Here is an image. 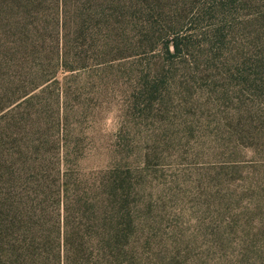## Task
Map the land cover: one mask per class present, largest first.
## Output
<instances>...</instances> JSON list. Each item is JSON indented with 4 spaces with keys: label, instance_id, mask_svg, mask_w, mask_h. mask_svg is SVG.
<instances>
[{
    "label": "rangeland",
    "instance_id": "rangeland-1",
    "mask_svg": "<svg viewBox=\"0 0 264 264\" xmlns=\"http://www.w3.org/2000/svg\"><path fill=\"white\" fill-rule=\"evenodd\" d=\"M235 15L219 40L226 17L203 9L192 29L197 51L172 64L162 44L153 54L135 45L111 64L87 52L90 62L48 81L34 106L11 109L17 101L0 112L2 131L16 119L15 136H0V158L33 140L25 115L39 107L51 114L53 150L77 149L75 171L96 176L120 159L131 166L128 264H264V0Z\"/></svg>",
    "mask_w": 264,
    "mask_h": 264
},
{
    "label": "trees",
    "instance_id": "trees-1",
    "mask_svg": "<svg viewBox=\"0 0 264 264\" xmlns=\"http://www.w3.org/2000/svg\"><path fill=\"white\" fill-rule=\"evenodd\" d=\"M258 1L0 0V102L13 84L27 80L16 97L0 104V112L17 101L11 109L34 106L60 72L86 66L91 50L111 64L134 54L135 45L138 53L153 54L162 44L172 64L197 51L199 33L192 29L199 30L203 9L226 17L211 30L221 40L225 27L236 24L235 13ZM188 19L191 27L184 30ZM9 70L15 77L7 80ZM166 77L162 73V81ZM50 116L29 108L25 117L33 140L23 146L16 140L2 152L0 264H128L135 200L131 166L120 159L96 176L75 171L68 162L77 149L53 150L50 144ZM15 120L0 130L1 137L15 136Z\"/></svg>",
    "mask_w": 264,
    "mask_h": 264
}]
</instances>
